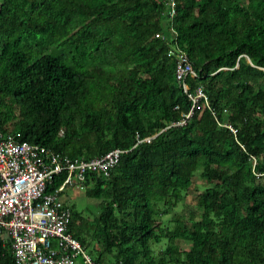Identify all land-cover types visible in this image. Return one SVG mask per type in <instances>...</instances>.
<instances>
[{"label": "trees", "instance_id": "1", "mask_svg": "<svg viewBox=\"0 0 264 264\" xmlns=\"http://www.w3.org/2000/svg\"><path fill=\"white\" fill-rule=\"evenodd\" d=\"M175 1L176 46L210 109L131 149L191 106L155 37L168 35L161 0H0V128L72 158L127 150L86 181L98 214L68 205L97 263L264 264V176L249 159L264 171V0ZM197 174L207 185L185 217ZM0 264H16L9 246Z\"/></svg>", "mask_w": 264, "mask_h": 264}, {"label": "built area", "instance_id": "2", "mask_svg": "<svg viewBox=\"0 0 264 264\" xmlns=\"http://www.w3.org/2000/svg\"><path fill=\"white\" fill-rule=\"evenodd\" d=\"M161 1L168 35L161 31L155 37L172 43L167 55L174 60L175 79L191 106L178 120L152 136L140 138L137 133L131 149L141 142H150L164 129L187 124L195 110L210 109L202 85L191 87L189 84V79L199 78L198 72L187 53L176 46L177 33L173 25L176 1ZM211 112L215 116L214 110ZM217 122L235 134L230 123ZM20 138V132L4 134L0 128V256L9 246L16 264H77L78 258L84 264H99L70 232L71 211L62 194L68 188L84 191L89 186L86 183L89 176H107L127 150L114 148L100 157L72 158ZM249 159L254 175L264 176V171L256 170L259 158L250 155ZM61 176L59 185L47 191V186Z\"/></svg>", "mask_w": 264, "mask_h": 264}, {"label": "rangeland", "instance_id": "3", "mask_svg": "<svg viewBox=\"0 0 264 264\" xmlns=\"http://www.w3.org/2000/svg\"><path fill=\"white\" fill-rule=\"evenodd\" d=\"M206 185L207 181L205 179L198 177V174L195 175L192 179V184L185 195L183 203L178 206L177 210H180L185 217L188 216L189 211H196V194ZM73 192L74 194L72 195V198H70L69 196L66 197V203L68 205L74 206L77 210L83 211L84 213L90 212L89 216H93L99 213V199H92L87 197L79 188H75ZM197 212L198 211H196V213ZM163 243L164 241L160 243V246H162ZM183 246L186 247L185 244H183ZM77 264H79L78 261Z\"/></svg>", "mask_w": 264, "mask_h": 264}, {"label": "crops", "instance_id": "4", "mask_svg": "<svg viewBox=\"0 0 264 264\" xmlns=\"http://www.w3.org/2000/svg\"><path fill=\"white\" fill-rule=\"evenodd\" d=\"M73 190H75V188H68L66 189L63 194H62V199L66 202V197H70L72 198V195L74 194Z\"/></svg>", "mask_w": 264, "mask_h": 264}, {"label": "clouds", "instance_id": "5", "mask_svg": "<svg viewBox=\"0 0 264 264\" xmlns=\"http://www.w3.org/2000/svg\"><path fill=\"white\" fill-rule=\"evenodd\" d=\"M82 191V190H81ZM85 191V190H84ZM84 191H82V192H84Z\"/></svg>", "mask_w": 264, "mask_h": 264}]
</instances>
